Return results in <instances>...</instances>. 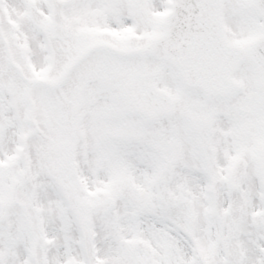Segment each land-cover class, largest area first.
Instances as JSON below:
<instances>
[{"label":"snow or ice","instance_id":"snow-or-ice-1","mask_svg":"<svg viewBox=\"0 0 264 264\" xmlns=\"http://www.w3.org/2000/svg\"><path fill=\"white\" fill-rule=\"evenodd\" d=\"M0 264H264V0H0Z\"/></svg>","mask_w":264,"mask_h":264}]
</instances>
